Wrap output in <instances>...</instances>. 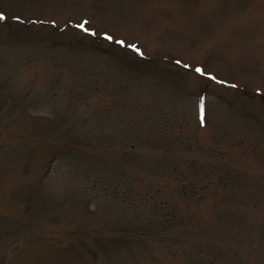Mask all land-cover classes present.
<instances>
[{
  "label": "rangeland",
  "instance_id": "rangeland-1",
  "mask_svg": "<svg viewBox=\"0 0 264 264\" xmlns=\"http://www.w3.org/2000/svg\"><path fill=\"white\" fill-rule=\"evenodd\" d=\"M0 15V264H264V0Z\"/></svg>",
  "mask_w": 264,
  "mask_h": 264
},
{
  "label": "snow or ice",
  "instance_id": "snow-or-ice-1",
  "mask_svg": "<svg viewBox=\"0 0 264 264\" xmlns=\"http://www.w3.org/2000/svg\"><path fill=\"white\" fill-rule=\"evenodd\" d=\"M2 19H4V17L2 15H0V20H2ZM79 27L83 28L84 25L81 24ZM107 38L108 39H111V37H107ZM118 43H122V42L121 41H118ZM133 47H135V46H133ZM196 71L199 73V72H201V69L197 68Z\"/></svg>",
  "mask_w": 264,
  "mask_h": 264
}]
</instances>
